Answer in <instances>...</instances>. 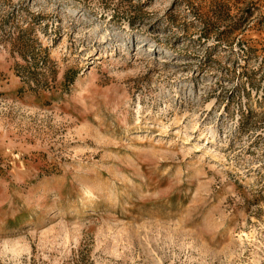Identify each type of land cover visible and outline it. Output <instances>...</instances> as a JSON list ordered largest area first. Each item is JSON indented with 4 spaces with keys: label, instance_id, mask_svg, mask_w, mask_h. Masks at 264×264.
Masks as SVG:
<instances>
[{
    "label": "rangeland",
    "instance_id": "rangeland-1",
    "mask_svg": "<svg viewBox=\"0 0 264 264\" xmlns=\"http://www.w3.org/2000/svg\"><path fill=\"white\" fill-rule=\"evenodd\" d=\"M0 264H264V0H0Z\"/></svg>",
    "mask_w": 264,
    "mask_h": 264
}]
</instances>
